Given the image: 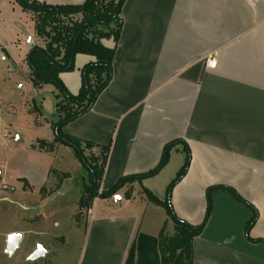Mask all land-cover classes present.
<instances>
[{
  "label": "crops",
  "instance_id": "obj_1",
  "mask_svg": "<svg viewBox=\"0 0 264 264\" xmlns=\"http://www.w3.org/2000/svg\"><path fill=\"white\" fill-rule=\"evenodd\" d=\"M44 2L76 5L84 0ZM120 18L110 82L92 107L62 131L109 146L101 189L122 176L149 171L167 142L182 140L190 164L172 189L175 214L199 224L206 189L229 186L257 212L250 236L264 239V0H125ZM34 44L41 42L34 34L33 14L14 0H0V53L6 57L0 62L27 67L25 57ZM211 58L214 67L206 65ZM93 60L76 54L74 69L60 73L69 93H78L80 70ZM26 69L23 76L34 92L51 85L33 87ZM45 141L52 142L53 135ZM64 147L33 150L55 160L63 158ZM183 162L179 143L157 174L132 184L129 199L126 186L109 198L94 199L85 211L78 264H124L137 233L156 236L164 229L171 235L165 210L141 188L163 200ZM67 181L71 177L55 192ZM77 189L75 203L82 187ZM211 201L210 216L193 239L194 263L264 264V241L250 242L244 235L252 210L225 190L213 191Z\"/></svg>",
  "mask_w": 264,
  "mask_h": 264
},
{
  "label": "trees",
  "instance_id": "obj_2",
  "mask_svg": "<svg viewBox=\"0 0 264 264\" xmlns=\"http://www.w3.org/2000/svg\"><path fill=\"white\" fill-rule=\"evenodd\" d=\"M125 0H84L76 5H49L44 0H14L23 11L33 14L34 34L41 44H34L28 51L25 62L29 70V80L33 87L51 84L56 89L55 110L59 114L50 123L53 141L37 139L32 149L52 152L56 144L71 148L74 157L83 167L86 179L78 199L79 209L90 208L94 199L109 198L123 187L126 199L130 198L132 184L141 185L144 178L157 174L167 163L170 150L182 144L184 162L168 183L163 200H158L148 190L141 188L147 199L161 207L172 222L173 233L168 235L161 229L156 236L137 233L132 241L124 264H195L193 261V239L198 236L211 212V194L215 190H225L236 200L252 210V215L244 227L245 238L250 242L264 241L252 238L250 230L257 219V212L231 187L214 185L206 189V208L199 224H189L179 218L171 205L172 189L186 174L190 164L188 146L180 139L167 142L158 163L149 171L120 177L114 184L101 189L109 146L98 145L65 134L62 127L87 112L94 104L99 93L108 85L112 77V60L122 20L120 11ZM103 41H110L105 44ZM86 54L94 58L80 70V88L71 94L60 80V73L74 69L76 54Z\"/></svg>",
  "mask_w": 264,
  "mask_h": 264
},
{
  "label": "rangeland",
  "instance_id": "obj_3",
  "mask_svg": "<svg viewBox=\"0 0 264 264\" xmlns=\"http://www.w3.org/2000/svg\"><path fill=\"white\" fill-rule=\"evenodd\" d=\"M26 68L10 60L0 62V264H78L86 210L75 202L86 174L69 147L55 160L30 147L37 139L52 137L50 122L58 115L54 87L34 92L23 76ZM78 174L82 175L73 177ZM67 177L71 181L55 192ZM12 232L23 238L8 255L5 236ZM37 244L47 253L29 260Z\"/></svg>",
  "mask_w": 264,
  "mask_h": 264
},
{
  "label": "water",
  "instance_id": "obj_4",
  "mask_svg": "<svg viewBox=\"0 0 264 264\" xmlns=\"http://www.w3.org/2000/svg\"><path fill=\"white\" fill-rule=\"evenodd\" d=\"M23 235L20 232L8 233L5 236L4 252L8 255H13L17 248L20 246ZM47 253V249L42 244H37L34 251L28 256L29 260H35L44 256Z\"/></svg>",
  "mask_w": 264,
  "mask_h": 264
},
{
  "label": "built area",
  "instance_id": "obj_5",
  "mask_svg": "<svg viewBox=\"0 0 264 264\" xmlns=\"http://www.w3.org/2000/svg\"><path fill=\"white\" fill-rule=\"evenodd\" d=\"M5 59H6L5 55L0 53V61H4ZM206 65L208 67H214V65H215L214 59L211 58V59L207 60Z\"/></svg>",
  "mask_w": 264,
  "mask_h": 264
}]
</instances>
